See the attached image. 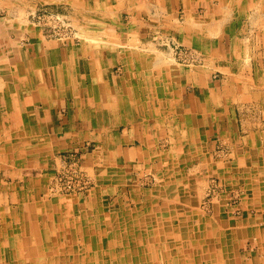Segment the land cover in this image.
<instances>
[{
	"label": "crops",
	"instance_id": "1",
	"mask_svg": "<svg viewBox=\"0 0 264 264\" xmlns=\"http://www.w3.org/2000/svg\"><path fill=\"white\" fill-rule=\"evenodd\" d=\"M223 1L0 0V264H230L231 252L264 264V34L247 53L226 30L182 70L154 40L179 26L144 17L184 11L168 33L204 45L203 28L227 21ZM230 2L231 19L264 26V0ZM45 7L85 39L50 38L30 19ZM226 37L235 56L220 51ZM238 54L251 68L229 66ZM85 144L100 147L87 159L95 187L42 198L60 154Z\"/></svg>",
	"mask_w": 264,
	"mask_h": 264
},
{
	"label": "rangeland",
	"instance_id": "2",
	"mask_svg": "<svg viewBox=\"0 0 264 264\" xmlns=\"http://www.w3.org/2000/svg\"><path fill=\"white\" fill-rule=\"evenodd\" d=\"M238 3L244 7L245 5V0H237ZM242 1V2H241ZM223 3H226L227 8L225 11L222 12V15H226V20L227 21H222L221 26L219 27H205L204 33L206 36V39L209 40V43H192V42H185V43H177L174 41V38L172 34H169L168 31H173L176 32L172 27L170 26L167 29L166 34L162 33L161 31L164 30H159V32L154 33L156 35V40L157 45L159 48H161L164 51L165 56L170 54V58H166V60H169L168 62H173L176 65L180 66L182 70L186 68H190L192 65H198L203 63L204 61V52L211 51L210 47L215 44L217 37L222 35L226 30H228L227 36L230 38V36L233 37H245L248 38L245 41L248 40L247 46H245L242 50V52H250L251 50H257L261 49V46H258V42L255 41L252 42L251 40L253 39L254 36L261 35L262 33L264 34V26H262L261 23L257 24H252L249 22L245 21L244 16H238L232 17V2L230 0H224ZM236 4V2H234ZM238 6V4H236ZM239 10H237L238 12ZM194 12V11H193ZM191 12L187 11L188 17L189 16H196L198 13L201 14L203 17L205 16V12L201 10V12ZM144 17L150 18L151 20H154L155 22H163L164 24L169 22L173 23L175 26H179L176 29L183 31L185 29L184 23H185V12L184 11H161L160 14L157 11H151V12H145ZM151 14V15H150ZM175 14V15H173ZM178 14V15H177ZM155 15V16H154ZM128 11L125 12L124 14V19L125 21L128 20ZM51 17V18H50ZM258 19H260V16L258 14ZM30 19L38 25V27H41L50 38L54 40H58L59 42L63 44H80L82 40L85 38V28L83 25H78L77 22L74 23L73 19L69 17L68 12L64 11L62 9L56 10V8H40V10H36L33 12H30ZM178 19L179 21L175 20ZM184 21V23L182 22ZM230 25V26H229ZM162 29V28H160ZM76 32V33H75ZM210 34V35H207ZM78 35V36H77ZM80 35V36H79ZM71 37L70 39H64V37ZM75 36V38L73 37ZM228 38H225L224 43H222L223 47L221 46V53L222 55H236V50L238 49H233L231 48L230 42H228ZM222 40V39H221ZM213 41V43H211ZM257 42V43H255ZM253 43V44H252ZM217 45V44H215ZM246 45V44H245ZM264 49V48H263ZM262 49V50H263ZM241 51V50H239ZM181 54V55H180ZM190 55V56H189ZM239 56H242V59H237V58H228L226 59L227 56H223L224 60L230 61L229 66H250L251 68V63H253L255 60H250V59H244L245 54H238ZM173 58V59H172ZM172 59V61H171ZM176 59V60H175ZM221 60V65H223L224 60ZM191 63V64H190ZM231 63V64H230ZM259 67V65H258ZM252 68L257 69V66L254 64L252 65ZM218 75H221L219 71H214ZM85 149V150H84ZM84 149H73V150H68L65 153L60 154L59 156V163L53 168L52 170H49L48 176H47V181L48 185L46 188L45 194H42V198L45 197L46 200H50L52 198H60V197H79L81 195L89 194L90 191L95 187V181L93 177H95V171H89L87 167V159L90 158L91 156V151L95 149L94 154H98L100 152V147H96L93 144H85ZM92 155V156H93ZM89 156V157H88ZM51 171V172H50ZM42 173L39 170H35L34 174L37 173ZM46 172V171H44ZM98 173V172H97ZM96 173V174H97ZM67 181L73 182V185L75 184H83L86 187L83 189H79L77 191H56L54 187L60 186L61 184H66ZM54 199V200H55ZM239 203L240 199L234 198L231 205L230 209L235 210L237 212L240 211L239 209ZM26 207V206H25ZM27 209V208H26ZM239 216V215H237ZM223 237V236H222ZM232 260L230 264H241L242 262L240 261L241 259H238L237 255L239 254L238 252L236 253V256L234 252H231ZM206 259L210 258L209 254H206L205 256ZM235 261V262H234ZM222 262L223 259H222ZM229 264V262H228Z\"/></svg>",
	"mask_w": 264,
	"mask_h": 264
},
{
	"label": "bare ground",
	"instance_id": "3",
	"mask_svg": "<svg viewBox=\"0 0 264 264\" xmlns=\"http://www.w3.org/2000/svg\"><path fill=\"white\" fill-rule=\"evenodd\" d=\"M125 2V1H124ZM141 2V1H140ZM139 2V3H140ZM182 2V1H181ZM143 3V2H142ZM116 4H118V3H116ZM150 4V3H149ZM256 5V4H255ZM150 6V5H149ZM225 6H226V4H225ZM102 7V6H101ZM255 8V7H254ZM79 9V8H78ZM86 9V8H85ZM139 9V8H138ZM151 9V8H150ZM198 9V8H197ZM94 10V9H93ZM87 11V10H86ZM97 11V10H96ZM134 12V11H133ZM97 13V12H96ZM101 13V12H100ZM113 13V12H112ZM111 13V14H112ZM198 13V12H197ZM110 14V15H111ZM129 14V13H128ZM113 15V14H112ZM151 15V14H150ZM178 15V14H177ZM155 16V15H154ZM194 16V15H193ZM51 18V17H50ZM124 19V18H123ZM126 19V18H125ZM211 19V18H210ZM89 20H91L90 18H89ZM94 20V19H93ZM191 19H189V21H190ZM86 21V20H85ZM128 21V20H127ZM134 21H135V19H134ZM201 22L203 23L204 21H197V20H192L191 21V23H193V24H195V25H200L201 24ZM128 23V22H127ZM131 23H132V21H131ZM188 23V22H187ZM136 25V24H135ZM192 26V25H191ZM85 27V26H84ZM127 27V26H126ZM135 27V26H134ZM194 27V26H193ZM24 28V27H23ZM129 28V27H128ZM130 29V28H129ZM76 33V32H75ZM207 35H210V34H207ZM78 36V35H77ZM80 36V35H79ZM85 38V37H84ZM125 38V37H124ZM88 39V38H87ZM89 40V39H88ZM91 41V40H90ZM93 41V40H92ZM91 41V42H92ZM138 41V40H137ZM245 45V44H244ZM118 46V45H117ZM125 46V45H124ZM131 47V46H130ZM133 48H135V47H133ZM246 48V47H245ZM158 49V48H157ZM243 50V49H242ZM146 51V50H145ZM181 55V54H180ZM211 55V54H210ZM190 56V55H189ZM160 59H161V57H160ZM173 59V58H172ZM172 59H171V61H172ZM176 60V59H175ZM156 61V60H155ZM158 61V60H157ZM169 63V62H168ZM170 63H173V62H170ZM176 63V62H175ZM165 64V63H164ZM191 64V63H190ZM4 81V80H3ZM3 83V82H2ZM8 83V82H7ZM1 85H3V84H1ZM3 87V86H2ZM160 157V156H159ZM164 157V156H163ZM165 164V163H164ZM87 184V183H86ZM31 193V192H30ZM3 197V196H2ZM24 198V197H23ZM61 199V198H60ZM63 199V198H62ZM215 201V200H214ZM19 202V201H18ZM20 204H22V203H20ZM67 204V203H66ZM1 205V204H0ZM37 207V206H36ZM35 207V208H36ZM169 211V210H168ZM21 213V212H20ZM122 213V212H121ZM106 214V213H105ZM127 214V213H126ZM11 217V216H10ZM9 217V218H10ZM43 219V218H42ZM83 219V218H82ZM170 219V218H169ZM23 220V219H22ZM145 221V220H144ZM3 222V221H2ZM137 222V221H136ZM73 223H74V221H73ZM93 223V222H92ZM172 223V222H171ZM29 225V224H28ZM70 225V224H69ZM74 225V224H73ZM41 226H42V224H41ZM101 226V225H100ZM187 226V225H186ZM20 227V226H19ZM43 227H45V226H43ZM71 227V226H70ZM83 227V226H82ZM93 227H94V225H93ZM139 228V227H138ZM185 228V227H184ZM187 228V227H186ZM9 229V228H8ZM75 230V229H74ZM99 230V229H98ZM140 230V229H139ZM11 231V230H10ZM65 231V230H64ZM88 231V230H87ZM137 231V230H136ZM103 232V231H102ZM73 233H74V231H73ZM96 233H98V232H96ZM104 233V232H103ZM146 233V232H145ZM32 234V233H31ZM70 234V233H69ZM140 234V233H139ZM143 234V233H142ZM103 235H105V234H103ZM34 236V235H33ZM66 236V235H65ZM71 236V235H70ZM75 236V235H74ZM74 236H73V238H74ZM82 236V235H81ZM165 236V235H164ZM86 237V236H85ZM84 237V238H85ZM68 238V237H67ZM90 238V237H89ZM52 239H54V238H52ZM70 239V238H69ZM83 239V238H82ZM101 239V238H100ZM66 240V239H65ZM64 240V241H65ZM105 240V239H104ZM198 240V239H197ZM201 240V239H200ZM204 240V239H203ZM7 241V240H6ZM48 241V240H47ZM69 241V240H68ZM67 241V242H68ZM107 241V240H106ZM169 242V241H168ZM57 243H59L58 241H57ZM63 243V242H62ZM204 243V242H203ZM34 244H36V243H34ZM73 244H74V242H73ZM102 244V243H101ZM154 244V243H153ZM108 245V244H107ZM128 245H129V243H128ZM141 245V244H140ZM149 245V244H148ZM182 245V244H181ZM151 246V245H150ZM177 246V245H176ZM48 247V246H47ZM77 247H78V245H77ZM146 247V246H145ZM148 247V246H147ZM175 248V247H174ZM52 249V248H51ZM80 249V248H79ZM40 250V249H39ZM95 250V249H94ZM24 251V250H23ZM85 251V250H84ZM137 251V250H136ZM91 252V251H90ZM94 252V251H93ZM138 252V251H137ZM64 253V252H63ZM95 253V252H94ZM139 253V252H138ZM61 254V253H60ZM65 254V253H64ZM103 254H105V253H103ZM143 254V253H142ZM98 255V254H97ZM102 256V255H101ZM142 256V255H141ZM155 256V255H154ZM29 257V256H28ZM140 257V256H139ZM143 257V256H142ZM194 257V256H193ZM95 258V257H94ZM27 259V258H26ZM25 259V260H26ZM34 259V258H33ZM117 259V258H116ZM139 259V258H138ZM142 259V258H141ZM28 260H30V258L28 259ZM12 261V260H11ZM31 261H33V260H31ZM95 261V260H94ZM141 261V260H140ZM224 264V263H223Z\"/></svg>",
	"mask_w": 264,
	"mask_h": 264
},
{
	"label": "built area",
	"instance_id": "4",
	"mask_svg": "<svg viewBox=\"0 0 264 264\" xmlns=\"http://www.w3.org/2000/svg\"><path fill=\"white\" fill-rule=\"evenodd\" d=\"M73 37L75 38V36H73ZM70 38L71 37H69V36H67V37L65 36L64 37V39H70ZM85 185H87V184H85ZM85 185H83V184H75V185H73V182L67 181L66 184H61V187L60 186H56V187H54V189L56 191H58V192L63 191V190L77 191L78 188L79 189L85 188L86 187Z\"/></svg>",
	"mask_w": 264,
	"mask_h": 264
}]
</instances>
